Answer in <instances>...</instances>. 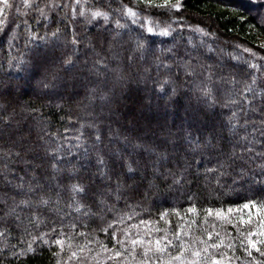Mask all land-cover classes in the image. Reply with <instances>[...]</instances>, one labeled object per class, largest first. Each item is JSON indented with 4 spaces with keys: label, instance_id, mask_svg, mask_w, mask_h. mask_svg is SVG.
<instances>
[{
    "label": "trees",
    "instance_id": "obj_1",
    "mask_svg": "<svg viewBox=\"0 0 264 264\" xmlns=\"http://www.w3.org/2000/svg\"><path fill=\"white\" fill-rule=\"evenodd\" d=\"M9 3L13 6L0 15V264H136L112 238L115 233L123 239L125 229L133 237L150 231L153 239L167 230L174 243L173 233L180 231L181 239L198 249L204 245L197 238L209 244L222 240L220 248L209 251L217 258L223 255L224 264L264 260L254 250L252 257L247 255L232 224L214 215L205 222L204 212L222 208L227 213L231 207L233 223L251 215L255 228L257 210L242 205L264 203V157L259 155L264 137L255 130L264 119V0H182L179 12L149 9L150 21L160 27L172 23L169 36L159 35V28L149 34L124 14L122 6L143 9L139 0ZM97 9L109 13L107 22H87ZM116 21L126 27H117ZM73 39L79 43L73 45ZM138 40L145 44L142 51L136 49ZM170 48L180 56L168 58ZM69 57L72 64L65 63ZM173 60H190L194 74L186 76ZM165 78L174 83L161 92L159 82ZM202 82L210 85L211 96L199 91ZM51 83L56 87H44ZM182 130L192 131L194 138L215 135L216 147L186 151ZM135 144L153 153L140 155ZM161 152L167 159L154 164ZM118 153L138 162L132 178L121 170L119 188L111 172L120 167ZM100 154L107 168L98 164ZM53 162L61 171H53ZM208 168L217 171L206 173ZM101 170L112 178L101 176ZM33 175L42 192L27 191ZM181 175L183 180L174 183ZM18 177L24 178L23 190L15 187ZM77 183L87 194L73 199L70 189ZM56 191L61 193L58 204ZM40 195L52 203L19 206L5 214L4 201L12 206V197L18 204L29 198L35 202ZM193 205L197 213H188ZM162 213H167L164 219ZM157 228L161 231H153ZM56 239L65 241L63 250ZM117 250L121 257H114Z\"/></svg>",
    "mask_w": 264,
    "mask_h": 264
},
{
    "label": "snow or ice",
    "instance_id": "obj_2",
    "mask_svg": "<svg viewBox=\"0 0 264 264\" xmlns=\"http://www.w3.org/2000/svg\"><path fill=\"white\" fill-rule=\"evenodd\" d=\"M26 6H31L29 4V0H24ZM79 0H77V3ZM140 4L144 5L143 9L134 11L132 7L122 6V11L126 16L132 19V23L136 24L139 23L140 27L144 30H146L147 33L153 34L155 28H159V35L161 36H169L171 35L173 28L172 23H168L165 27H160L158 23H154L148 19V17L151 15L150 12H148L149 9L152 8H166L168 10H174L176 12H179L182 7L183 3L182 0H163L162 3H158L157 0H139ZM0 4L3 6L0 7V15L4 13V10L6 8H10L13 5L9 3V0H0ZM143 13V19H141V14ZM41 14L43 15V10H41ZM80 16H85V12L83 10L79 13ZM103 19L105 22L109 19V13L102 10H95L92 11L90 16L87 18V22H93L97 21L98 19ZM4 25V19L0 18V28ZM117 27H126V25H121L119 21H116ZM195 31L203 32V29L196 28ZM207 35V33H204ZM53 35H56V33H53ZM79 43L78 40L73 39L72 44L77 45ZM264 47V45H262ZM145 48V44L138 40L136 43V49L138 51H142ZM245 51H250L249 49H245ZM168 52L171 54L168 58L179 57L180 53L176 52L174 49H168ZM159 60V58H158ZM65 63L72 64L73 61L71 58H67ZM97 63H100L99 61ZM160 63H163L160 61L158 63V67L160 66ZM173 63L177 68H182L184 70V73L186 76H191L194 74L195 69L192 68V63L190 60H183L181 63L178 60H173ZM103 68H107L106 64L102 65ZM165 68H168L169 71H171V68L169 65L165 64ZM251 67L255 68L256 65H251ZM264 67V66H262ZM97 72L99 73V69H97ZM212 72L209 70L208 74V81L212 80ZM177 75V79H178ZM55 79V78H54ZM255 81H253L254 83ZM174 83V81L171 78H165L164 80L159 82V91L166 92L168 85ZM45 88L48 87H56L55 83L51 84H44ZM248 91H252L251 86H248ZM199 91L202 92V94L206 97L211 96V87L208 83L202 82V86L199 89ZM172 94H175L176 89H171ZM264 111V110H262ZM236 113H233V118H235ZM94 126V125H93ZM191 128V126H189ZM256 131H259L261 134V137H264V119L261 120V124L259 128L255 129ZM183 140L187 142V149L186 151H190L192 153L208 150L216 147V145L213 143V141L216 139L215 135H212L210 138H194L192 135V131L190 130H182V137ZM101 140V136L99 135V130H97L96 135V141L99 142ZM124 140L126 142H130L128 140V137H124ZM175 146V145H174ZM133 147L141 149L140 155H143L144 152L153 153V149L150 147H147L143 144H135ZM248 151H251V149H247ZM17 157L21 156V153H16ZM119 161H120V167L119 169L113 168L111 170L112 176H115V179L117 181V187H120V179H121V170L123 171V175L127 178H132L129 174H135L138 170L134 165H137L138 162L134 159H127L123 153H118ZM232 155H235L233 152ZM260 156L264 157V152L259 153ZM156 160L153 162L154 164L159 163L162 160L167 159V155L164 152L156 153ZM231 158V157H229ZM53 161H55V156L52 157ZM97 162L99 165L102 166V168H107L108 164L104 158L103 154H100L97 156ZM51 168L54 172H59L61 169L58 167V164L56 162L51 163ZM220 167L223 168L224 164H220ZM262 169H264V165H261ZM35 172V169L33 170ZM217 169L208 168L206 169V173H213L216 172ZM223 173H221L222 175ZM8 173L6 172L4 174V179L7 183H11V181L7 180ZM101 176H106L108 179H111L112 177L108 175L107 172L101 170L100 171ZM20 183L16 184L15 187L17 189L23 190L24 188V178L18 177ZM183 180V176L181 175L179 179L174 180V183H179ZM35 181V183H33ZM71 193L73 194V199L76 196L79 195H86L87 189L77 183L71 185ZM27 191L29 193H36V192H42L43 186L41 185V182L35 175L32 176V178L28 181V188ZM20 193L18 192L17 195ZM57 201L56 203H59V199L61 196V193L59 191H56ZM13 199V205L8 206L7 201H4V205L7 208L6 215L12 214L16 211V207L24 206L27 208H33L34 206L36 208H39L40 206H47L51 201V197L45 198V195H40L39 199L37 201H33L31 198L29 199H21L18 204L15 202V197H12ZM78 203V202H77ZM71 207V205H68ZM244 209H256L257 210V216L259 217L256 227L252 228L251 225L253 223L251 215H249V218L247 220L241 218L238 222V224L233 223V220L228 215L233 212V209L229 207L227 209V213L222 208L213 209V208H207L204 210L205 212V222H207V217L215 216L219 218L221 221H226L228 224H232L233 227L236 228L238 234L242 239L240 240L241 246L244 247V250L247 252V255L249 257H252L253 250L259 254L260 257H264V203H256L254 201H249L247 203H244L242 205ZM2 210V209H0ZM77 211H79V208H77ZM188 213H197V208L195 205L189 207L187 209ZM177 216L180 215V213L177 211L175 213ZM167 215V213L161 214V219H164V217ZM131 219V217H129ZM150 222H146L144 220L140 221V224L147 225ZM166 223H171L170 221H166ZM192 223H195V221H192ZM238 225H248V229L242 230L241 227ZM74 227V226H73ZM111 227V225H109ZM130 228H137L138 225H130ZM55 231V229H53ZM153 231H161L160 229H154ZM182 231V229H181ZM80 235H84L83 233H80ZM184 235H188V233H184ZM145 236L149 237L148 239H145ZM175 243L173 239H168L167 236V230H165V235L159 238H151V232L146 231L144 235H140L137 233L135 237H133L128 229L124 230V238L123 239H117L116 234H112V238L116 240V243L120 245L121 248H124L125 251L130 255L134 260H136V264H224V256L221 255L220 258H217L213 256L209 249H216L220 248L223 244V241L221 240L219 243H211L209 244L207 240H202L197 238L199 244L204 245L203 248H195L191 245H189L187 242L181 239V232L178 231L176 233H173ZM216 236L219 237V233H216ZM208 240H212L213 233L208 232L207 233ZM245 241L247 242L245 245ZM47 243V241H45ZM56 245H59L61 250H63V246L65 241L63 239H56L54 241ZM127 246V247H126ZM71 247V245H69ZM228 247H232V245H228ZM29 251L32 250L31 244H29ZM85 250L84 247L80 248V251L83 252ZM175 250V251H173ZM186 253H190V256H186ZM123 253L119 250L114 252V257H121ZM72 256H76V252L72 253ZM139 257V259H137ZM111 258V257H110ZM253 264H264V260H257L253 258Z\"/></svg>",
    "mask_w": 264,
    "mask_h": 264
},
{
    "label": "rangeland",
    "instance_id": "obj_3",
    "mask_svg": "<svg viewBox=\"0 0 264 264\" xmlns=\"http://www.w3.org/2000/svg\"><path fill=\"white\" fill-rule=\"evenodd\" d=\"M157 1H158V0H157ZM260 44H264V40L260 39ZM222 61H223V60H222ZM16 91L19 92V90H15L14 93H17ZM138 111H139V110H138ZM106 113H107V112H106ZM108 113H109V112H108ZM99 114H102V113H99Z\"/></svg>",
    "mask_w": 264,
    "mask_h": 264
}]
</instances>
